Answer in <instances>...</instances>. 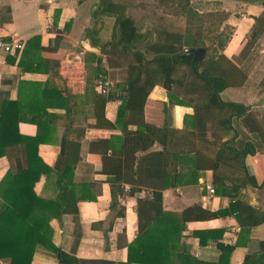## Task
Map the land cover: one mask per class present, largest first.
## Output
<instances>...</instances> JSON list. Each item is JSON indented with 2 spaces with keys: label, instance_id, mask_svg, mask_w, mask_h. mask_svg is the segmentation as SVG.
Here are the masks:
<instances>
[{
  "label": "trees",
  "instance_id": "16d2710c",
  "mask_svg": "<svg viewBox=\"0 0 264 264\" xmlns=\"http://www.w3.org/2000/svg\"><path fill=\"white\" fill-rule=\"evenodd\" d=\"M98 1L92 13L94 28L86 39L93 47L98 46L95 39L101 25L99 21L102 18L113 19L109 41L103 46H112L129 61L122 73L123 87L121 91L107 95L96 92L99 76H106V73L101 57L91 53L83 55V92L80 95L70 93L54 66L45 69L47 80L41 87L38 84H19L30 89L33 98H43L42 105L36 102V98L28 103L27 107L34 111V117L45 115L46 108L63 111L64 130L59 139V155L63 157L64 164L60 172L51 171L49 174L54 195L48 199L35 196L30 188L38 179L36 173L16 170L8 174L0 191V261L31 264L34 252L41 248L54 254L55 264H87L52 245L48 223L60 220L63 214L73 215L76 222V203L93 199L87 197L85 186L73 182L79 143L84 140L85 132L83 128H72V124L86 123L88 119L96 120L93 129L106 126L118 131V134L99 140L98 144L100 172L110 177V187L120 195L123 186L128 187V195L141 190L148 194V198L137 200L138 234L127 246V264H163L140 259L131 261L130 256L132 252H138L140 256L161 255L169 245V236L172 238L174 232L176 242L186 223L210 221L228 215H234L238 224L239 236L235 245H239L241 238L247 237L252 228L264 224V176L249 165L257 154L263 153L255 148V142L261 141L260 135L263 138L264 134L253 135L251 139L255 140L251 142L240 129L249 120L250 107L220 99L224 90L239 88L246 81L240 63L227 59L222 53L232 36V27L225 24L217 32L220 23L212 22L209 29L215 34H205V31L190 34V18L206 17L207 20L217 14L208 12L201 17V14L185 7L188 18L185 32L175 33L172 41L167 42L165 36L168 34L162 31L159 40L154 41L151 32L147 37L138 34L126 14L125 3ZM199 26L202 27L201 24ZM249 33L235 51L236 58L247 59L252 45L264 34V12L253 19ZM36 40L30 39L29 46L37 44ZM101 48L99 46V50ZM199 48L204 50V55L199 61H193L188 51ZM155 86L166 93L167 102L162 104L161 109L164 116L172 106L192 110L190 116L183 117L181 130L144 120L147 96ZM116 99L120 104L115 123L110 125L102 119V110L105 103ZM22 106L18 100L7 102L0 99V145H8L10 138L15 137L16 142L25 146L30 164L36 155V147L49 142L50 137L49 134L41 136L39 132L32 138L17 134L16 126L24 120L18 114ZM34 117L28 121L38 129L44 126L46 130L54 125L57 118L55 114H50L43 120L44 124ZM129 127H134V130H129ZM184 161L190 163L193 175L210 171L215 192L219 193L225 183L230 186L231 192L254 190L259 204L249 206L235 200L227 209L215 212L193 205L174 217L178 224L173 229L174 226L170 227L166 222L169 217L161 210V191L177 185ZM115 206V202L110 203V208ZM114 215L122 217L123 208L120 207ZM194 235L200 236L197 233ZM258 246V252L264 251V243L260 242ZM244 264H264V257L246 255Z\"/></svg>",
  "mask_w": 264,
  "mask_h": 264
},
{
  "label": "crops",
  "instance_id": "0c3cea01",
  "mask_svg": "<svg viewBox=\"0 0 264 264\" xmlns=\"http://www.w3.org/2000/svg\"><path fill=\"white\" fill-rule=\"evenodd\" d=\"M126 4V14L137 28L142 37L151 32L154 41L159 40L163 28L167 30L176 23H187L186 11H169L176 7L228 6L229 14L226 24L233 29L229 42L222 51L227 59L235 56V51L246 37L252 26L253 19L264 12V0H117ZM99 4L98 0H0V39L4 41H18L22 44L21 51L16 56L5 55L0 52V99L7 102L19 101L23 104L18 114L23 121L16 126L19 136L32 138L36 133L49 134V142L36 147V155L32 162H27L25 146L10 138L8 145H0V191L4 188L8 174L16 170H28L38 175L37 181L30 186L35 196L48 199L54 195L50 185L51 171L60 172L64 159L59 155V139L63 133L62 110L46 108L45 115L34 117L29 102L44 103L43 98L30 96V89L20 86V83L38 84L40 87L46 82L45 69L56 67L61 78L73 95L83 92V55L91 53L101 57V64L105 68L106 79L111 82L109 93L119 92L123 87V69L129 62L125 55L121 56L112 46H103L109 41L113 19L102 18L96 39L98 46L93 47L86 39L92 32L94 20L93 11ZM154 8L155 15H149L148 8ZM244 8V14H235L234 10ZM233 9V10H232ZM183 14V15H181ZM179 21H178V19ZM154 23V24H153ZM98 24V23H97ZM173 25V29L175 27ZM172 28V27H171ZM165 29V30H166ZM186 27H184V32ZM177 32V31H176ZM37 38V44L29 46L28 41ZM102 46V50H99ZM24 50V51H23ZM23 51V53H22ZM19 63V64H18ZM242 66V65H241ZM249 77L239 88H234L229 94L228 89L220 93L225 95L223 102L248 105L250 107L249 120L241 125V130L248 139L253 135L264 134V116L259 119L253 115L254 111L264 112V105H258L257 95L249 86ZM255 87H253L254 90ZM230 89V88H229ZM36 98V99H35ZM35 99V100H34ZM118 99L104 104L102 119L114 125ZM167 102L165 91L155 86L147 96L143 109L144 120L148 123L162 125L181 130L184 116H190L192 110L187 107H169L166 115L161 112L162 104ZM252 113V114H251ZM50 114L57 116L54 125L50 128L38 129L28 119H38L43 122ZM264 115L263 113H261ZM95 119H88L86 123H73L72 128L84 129V140L78 148V161L74 166L73 182L85 186L87 197L92 201H78L76 203V222L73 215L63 214L60 220H51L48 224L51 229V243L61 251L71 254L87 264H127V246L138 234L137 231V200L148 198V194L141 190L128 195V187L123 186L122 195L110 187V177L100 172L99 140L118 134L110 127H95ZM44 123V122H43ZM45 124V123H44ZM134 130V127H129ZM255 148L264 153V136ZM257 154L249 165L264 176V155ZM190 163L184 161L174 188H165L161 191V210L169 218L166 222L176 228L174 221L181 211L193 205L215 212L225 210L235 200L257 206V193L254 190L239 189L230 191L225 183L215 192L212 186V173L203 171L193 175L190 173ZM188 170V171H187ZM27 179L24 181V184ZM205 186L213 188V194L208 195ZM0 199V204H1ZM116 206L110 208V203ZM123 208V216L115 217L114 212ZM172 219V221H171ZM165 224V222H164ZM200 234L195 236L194 234ZM219 233V234H218ZM233 234V235H231ZM171 235V234H170ZM232 236L234 244L229 243ZM239 236V227L234 215L219 217L204 222L186 223L175 242V233L169 236V245L161 255L148 254L140 256L138 252L131 253V261L147 260L163 264H244L246 255H261L258 244L264 243V224L250 230L247 237L235 245ZM202 242H200V240ZM152 240V239H151ZM153 241V240H152ZM0 264H8L0 261ZM31 264H55L54 254L38 248L33 254Z\"/></svg>",
  "mask_w": 264,
  "mask_h": 264
},
{
  "label": "rangeland",
  "instance_id": "374dc122",
  "mask_svg": "<svg viewBox=\"0 0 264 264\" xmlns=\"http://www.w3.org/2000/svg\"><path fill=\"white\" fill-rule=\"evenodd\" d=\"M132 1V0H131ZM133 2H135V0H133ZM190 10H194L196 11L198 14H201L200 16L203 17L205 16V14H207L208 12H211L212 14H217V16L212 17L210 19L205 20L206 17L204 18H190L189 20L191 21L190 26H189V33L193 34L196 32H201V31H205V34H215V32H211L209 29V24L212 22H216V23H220L219 28L216 29L217 32H220L221 28L223 27V25L226 24L225 21L222 22V18L227 17V15L229 14L228 10L230 9L228 6H219V7H215L212 8L210 6L205 7V6H192V8L187 7ZM187 8H179L176 7L173 10H170L169 13L170 15L174 14L175 10H185L187 11ZM233 10V9H232ZM235 14L238 12V14H244V8H239V9H235L234 10ZM148 13L149 15H155L154 12V8L151 6L148 8ZM183 15V14H181ZM178 19V18H177ZM186 19L188 20V18L186 17ZM199 20V21H198ZM179 21V19H178ZM154 24V23H153ZM199 24H201L202 27L199 26ZM174 25V24H173ZM173 25L167 30L166 28H163V30L168 34L167 36H165V39L167 40V42L172 41V39L175 36V33L179 32L182 34V32H184V27H186L183 25V23H176V25H174L175 30L173 29ZM166 29V30H165ZM177 31V32H176ZM250 34V33H249ZM248 34V36H249ZM246 56V55H245ZM232 59L233 61H236L238 63H240V65H242V70L245 71V75L246 77L250 78L249 79V86L251 87V90L254 91L257 95V103L260 107V105H264V34H262L261 36H259V38L255 41V43L252 45V48L249 51V56L247 57V59H244L242 57H232L229 58ZM253 87L254 90H253ZM234 88H230L228 89L226 94H229L231 92V90ZM225 95L221 96V99H224ZM261 113L264 114V112L262 111H254L253 115H257L259 117V115H261V117L259 119H262V115ZM252 114V113H251ZM259 114V115H258Z\"/></svg>",
  "mask_w": 264,
  "mask_h": 264
},
{
  "label": "built area",
  "instance_id": "2783aa9c",
  "mask_svg": "<svg viewBox=\"0 0 264 264\" xmlns=\"http://www.w3.org/2000/svg\"><path fill=\"white\" fill-rule=\"evenodd\" d=\"M22 49V44L18 41H4L0 39V52L5 55L14 56L18 54ZM112 88L111 82L106 79V76H99V80L96 83L95 90L100 95H107ZM120 104V102H117ZM205 190L207 191L208 195L213 194V188L211 186H205ZM233 235V234H231ZM229 243L231 245L234 244V239L232 236L229 239Z\"/></svg>",
  "mask_w": 264,
  "mask_h": 264
},
{
  "label": "water",
  "instance_id": "95a60500",
  "mask_svg": "<svg viewBox=\"0 0 264 264\" xmlns=\"http://www.w3.org/2000/svg\"><path fill=\"white\" fill-rule=\"evenodd\" d=\"M188 53L192 55L193 61H199L204 55V50L202 48L191 49L188 51Z\"/></svg>",
  "mask_w": 264,
  "mask_h": 264
}]
</instances>
